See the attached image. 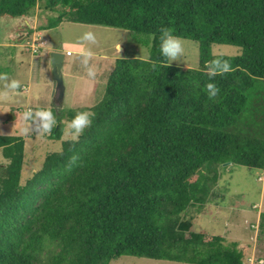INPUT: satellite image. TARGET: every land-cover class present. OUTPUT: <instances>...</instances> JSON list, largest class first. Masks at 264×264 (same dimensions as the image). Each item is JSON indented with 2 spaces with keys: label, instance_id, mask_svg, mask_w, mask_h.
Returning a JSON list of instances; mask_svg holds the SVG:
<instances>
[{
  "label": "trees",
  "instance_id": "16d2710c",
  "mask_svg": "<svg viewBox=\"0 0 264 264\" xmlns=\"http://www.w3.org/2000/svg\"><path fill=\"white\" fill-rule=\"evenodd\" d=\"M38 0H0V14H30ZM56 11L39 28L68 20L122 27L148 57H119L91 126L61 140L21 181L25 140L0 134V264H109L121 254L193 264H243L237 240L180 226L190 202L205 203L226 164L264 168V0H44ZM198 42V65L163 68L160 29ZM240 46L213 54L211 43ZM232 71L209 81L205 64ZM153 63L156 67L153 68ZM219 94L210 100L205 84ZM51 136L60 138L56 113ZM73 155L79 160L68 170ZM258 237L264 236V211ZM263 260V259H262ZM263 263V261H260Z\"/></svg>",
  "mask_w": 264,
  "mask_h": 264
},
{
  "label": "rangeland",
  "instance_id": "374dc122",
  "mask_svg": "<svg viewBox=\"0 0 264 264\" xmlns=\"http://www.w3.org/2000/svg\"><path fill=\"white\" fill-rule=\"evenodd\" d=\"M56 13L45 7L44 0H38L30 14H0V74L7 73V82L16 80L20 84L15 91H9L6 98H0V134H19L25 140L22 182L41 166L47 151L58 150L62 139L73 138L67 128L71 121L68 117L62 118V133L57 139L51 132L37 134L32 130L31 122L22 118L24 112L47 109L53 113L52 108H55L59 113L62 108L81 106L90 112L89 107L101 97L107 73L117 58L148 57V46L138 42L130 30L122 27L65 20L51 28H39L46 23L48 15ZM86 31L95 34V44L81 41L80 37ZM180 38L184 54L180 61L173 63L182 67L197 66L198 42L188 37ZM210 49L213 54L240 52V46L229 43L214 42ZM53 50L64 54L62 101L54 100L50 56ZM87 51L92 53L89 66L95 71L94 77L87 74L82 64L83 54ZM5 83L0 81V92L6 91ZM260 90H264L263 78L256 79L250 91L252 100ZM24 128L29 131L23 132ZM1 161L5 158L0 149ZM261 211H264V171L242 164H226L213 187L212 196L202 204L190 202L181 214L180 226L206 234L221 233L227 241L237 240L242 243L238 246L243 251V264H264V236L257 234ZM109 264L193 263L121 254L111 258Z\"/></svg>",
  "mask_w": 264,
  "mask_h": 264
},
{
  "label": "clouds",
  "instance_id": "9594fccd",
  "mask_svg": "<svg viewBox=\"0 0 264 264\" xmlns=\"http://www.w3.org/2000/svg\"><path fill=\"white\" fill-rule=\"evenodd\" d=\"M160 46L159 51L162 59L159 61V64L163 68L170 67L173 62L180 61V58L184 54V45L180 37L174 35L173 30L168 27H162L160 30ZM81 41L88 44H95L96 37L92 31H86L80 37ZM84 59L82 64L85 67L87 74L90 77L95 76V71L92 67L89 66V60L92 57L90 51L85 52ZM156 67V63H153V68ZM232 71L231 65L227 60L221 58H213L212 60L206 62L205 64V75L208 77L209 81H214L217 76H224ZM8 76L7 73L0 74V81H5L6 91L0 92V98H6L9 91H15L20 87V84L16 80H12L10 83L7 82ZM205 92L210 100H213L217 97L220 92V89L214 82H208L205 84ZM25 121H30L33 125V129L37 134H47L50 133L53 127L56 125V119L53 113L47 109H39L33 112L28 110L23 113L22 117ZM93 119V114L87 111L77 112L75 116L71 119L67 128L70 130V134L73 139H77L80 135L83 134L86 128L91 126ZM23 132L27 133L28 128L22 129ZM79 157L73 155L69 161L67 168H71L77 163Z\"/></svg>",
  "mask_w": 264,
  "mask_h": 264
},
{
  "label": "water",
  "instance_id": "95a60500",
  "mask_svg": "<svg viewBox=\"0 0 264 264\" xmlns=\"http://www.w3.org/2000/svg\"><path fill=\"white\" fill-rule=\"evenodd\" d=\"M63 52L53 50L50 53L52 66L53 93L55 101H62L64 95V82L62 77Z\"/></svg>",
  "mask_w": 264,
  "mask_h": 264
},
{
  "label": "crops",
  "instance_id": "0c3cea01",
  "mask_svg": "<svg viewBox=\"0 0 264 264\" xmlns=\"http://www.w3.org/2000/svg\"><path fill=\"white\" fill-rule=\"evenodd\" d=\"M262 170L264 171V168H263ZM258 177H259V176H258ZM239 244H240V245H242V243H241V242H240V243H238V245H239ZM240 245H239V246H240Z\"/></svg>",
  "mask_w": 264,
  "mask_h": 264
},
{
  "label": "built area",
  "instance_id": "2783aa9c",
  "mask_svg": "<svg viewBox=\"0 0 264 264\" xmlns=\"http://www.w3.org/2000/svg\"><path fill=\"white\" fill-rule=\"evenodd\" d=\"M33 50H34V48H33ZM36 51V50H35ZM68 52V51H67ZM259 261H262V259H260Z\"/></svg>",
  "mask_w": 264,
  "mask_h": 264
}]
</instances>
